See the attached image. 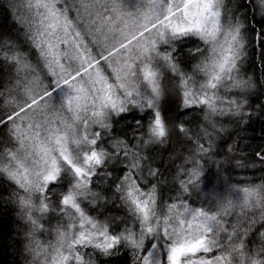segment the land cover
I'll return each instance as SVG.
<instances>
[{
    "label": "snow or ice",
    "instance_id": "1",
    "mask_svg": "<svg viewBox=\"0 0 264 264\" xmlns=\"http://www.w3.org/2000/svg\"><path fill=\"white\" fill-rule=\"evenodd\" d=\"M9 2L23 40L0 38V181L29 264H264V180L221 184L224 164L246 165L214 139L215 118L251 116L240 64L264 0ZM168 96L207 121L175 126L193 146L170 186L149 151L175 130Z\"/></svg>",
    "mask_w": 264,
    "mask_h": 264
},
{
    "label": "trees",
    "instance_id": "2",
    "mask_svg": "<svg viewBox=\"0 0 264 264\" xmlns=\"http://www.w3.org/2000/svg\"><path fill=\"white\" fill-rule=\"evenodd\" d=\"M262 24L264 22L257 16V28L254 29L252 20L249 18L247 54L240 64V75L245 79L251 78L257 84L255 90L246 94L248 100L246 108L251 110V116L215 118L218 120V127L223 128V131L218 132L214 137L219 145L218 159L223 161L227 154V145L233 144L238 148L235 155L246 165L244 168H238L234 162L224 164L223 171L220 173L221 184L224 183L227 175H231L234 181L259 183L264 180V167L255 155L257 151L264 149V41L256 38V31L261 29ZM0 38L21 42L23 40L20 25L9 0H0ZM5 73L6 70H0V75ZM163 106L165 118L170 127L175 130L167 145L156 147L154 150L149 149V151L155 163L160 166L161 171L168 178L170 186L183 158L193 146L192 142L180 134L175 126L183 124L195 136L198 132L203 133L207 121L200 108L183 109L179 100L174 96H168ZM244 121L248 123L245 124ZM116 131L121 136L129 138L132 136V130L125 124L118 126ZM3 137V130H0V139ZM237 139L238 143H236ZM211 172L215 179L216 168L212 167ZM8 183L10 182L0 181V193H8V195L0 196V264H29L31 259L27 252L29 225L20 218L17 206L8 198L11 193V189L7 186ZM12 188H15V185H12ZM112 264H131V257L127 254L121 255L113 258Z\"/></svg>",
    "mask_w": 264,
    "mask_h": 264
},
{
    "label": "rangeland",
    "instance_id": "3",
    "mask_svg": "<svg viewBox=\"0 0 264 264\" xmlns=\"http://www.w3.org/2000/svg\"><path fill=\"white\" fill-rule=\"evenodd\" d=\"M3 133L5 134V130H3ZM42 238L45 239V240H47V239H50L52 237L49 236V235H43Z\"/></svg>",
    "mask_w": 264,
    "mask_h": 264
}]
</instances>
